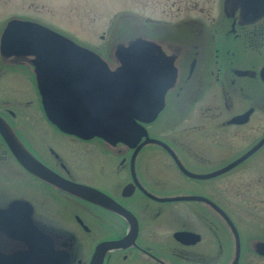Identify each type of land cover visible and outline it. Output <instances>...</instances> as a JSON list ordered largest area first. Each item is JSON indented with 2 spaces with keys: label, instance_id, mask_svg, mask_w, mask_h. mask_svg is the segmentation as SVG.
<instances>
[{
  "label": "flooded vegetation",
  "instance_id": "1",
  "mask_svg": "<svg viewBox=\"0 0 264 264\" xmlns=\"http://www.w3.org/2000/svg\"><path fill=\"white\" fill-rule=\"evenodd\" d=\"M81 5V0H0V118L5 127L44 167L102 192L135 217L136 234L105 252L102 264H264V141L240 162L209 176L264 138V12H245L244 0H141L142 45L159 49L164 44L159 35L166 33L171 35L166 43L182 50L183 57H163L161 109L148 122L134 120L142 134L131 128L129 144L59 130L41 105L35 55L7 45L15 25H24L71 47L93 49L69 31V15L82 13ZM21 90L35 95L43 118L37 132L28 128L24 110H17ZM169 109L171 119L159 126L158 116ZM247 112L242 122L233 121ZM232 139L247 142L245 151L208 170L213 150L223 153ZM74 143L95 144L101 153L83 159L85 151ZM155 156L172 161L177 185L173 205L163 210L152 205L164 201L143 180L146 175L156 182L148 171ZM99 166L109 175L95 173L93 167ZM15 200L26 202L12 211L15 230V219L25 222L26 217L27 235H36L31 225L49 235L66 264H89L97 244L128 233V222L117 212L27 171L0 135V254L25 249L7 236L20 233L5 231L10 222L4 210ZM161 215L171 217L169 233L161 231ZM238 224L252 229L248 237Z\"/></svg>",
  "mask_w": 264,
  "mask_h": 264
},
{
  "label": "water",
  "instance_id": "2",
  "mask_svg": "<svg viewBox=\"0 0 264 264\" xmlns=\"http://www.w3.org/2000/svg\"><path fill=\"white\" fill-rule=\"evenodd\" d=\"M244 7L245 12L251 11L253 16H259L264 12V0H244ZM256 8L257 12L254 11ZM13 32L7 45L17 52L35 55V75L41 105L47 119L59 130L81 138L100 137L110 143L132 144L129 130L132 128L139 135L142 134V127L134 120L148 122L155 118L161 109L160 80L165 75L162 73L165 56L158 53L155 47H144L141 39L135 41L134 45L140 49L141 56L123 70L108 73L100 55L91 48L71 47L30 26L15 25ZM247 115L248 112L244 114V119L235 118L237 121H233L242 122ZM0 135L27 171L69 193L104 205L128 222L127 235L120 240L102 241L97 244L89 264H102L105 252L124 246L130 237L133 238L137 232V223L129 211L102 192L66 180L44 167L13 138L1 118ZM263 141L264 138L239 159L209 176L240 162ZM174 199L176 198L161 200ZM23 207H26V202L15 200L4 210V214L9 217L10 222L5 231L20 233L7 236L22 242L25 249L0 254V264H66L63 255L54 250L49 235H42L33 225L30 226V231L34 230L36 235H27L26 217L25 222L22 218L15 219V223L19 224L18 230H15L11 221L12 211ZM262 249L264 250V247Z\"/></svg>",
  "mask_w": 264,
  "mask_h": 264
},
{
  "label": "rangeland",
  "instance_id": "3",
  "mask_svg": "<svg viewBox=\"0 0 264 264\" xmlns=\"http://www.w3.org/2000/svg\"><path fill=\"white\" fill-rule=\"evenodd\" d=\"M140 2L141 0H81L82 13H78V15L73 10L74 13L69 15V21L71 20L69 31L81 40L93 45V50L100 55L102 64L108 73L123 70L141 56L140 49L134 47L135 41H138L144 35V31L140 29L141 21L139 18L141 14L143 15ZM70 12L72 13V10H69ZM128 13L133 14L129 15ZM159 36L164 44L159 49H156L158 53L176 60L178 56L183 57L182 50L180 51L179 48L168 45L171 41L167 39L171 35L165 33V35L160 34ZM255 60H257L256 57ZM16 97L22 103L21 105H17V110H24L28 128L37 132L39 126L43 125V118L36 107L34 93L21 90ZM171 117L172 111L169 109L158 116L159 122L157 124L159 126L167 124ZM229 142L231 143L227 144V149L223 150V153L214 152L213 150L211 160L207 164L208 170H214L223 166L231 157L234 158L235 155L238 156L244 152L245 147L248 145L247 142H240L234 139ZM74 146L81 149V151L83 150V152L85 151L81 155L83 159L87 157H92L93 159V157L101 153L98 146L92 143H89V145L76 143ZM243 163H240L238 166H241ZM173 167L172 161L167 157L161 158L155 156L149 160V175L156 182H150L149 177L146 175H143V180L145 179L146 187L156 198H174L177 185L174 180ZM93 169L100 177L109 175L105 167L99 166V168L93 167ZM215 180L214 177L208 179L211 183V191L213 192L215 189L212 186ZM152 205L163 210L171 208L173 201H164L163 203L153 202ZM194 205L196 207V204ZM158 221L161 224L160 227L162 226L161 231L165 233L171 231L173 224L169 215H161ZM238 227L245 238L248 237L245 234L252 230L250 227L247 229L246 227H241L239 224Z\"/></svg>",
  "mask_w": 264,
  "mask_h": 264
}]
</instances>
